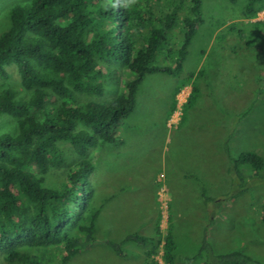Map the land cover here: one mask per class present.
<instances>
[{
    "label": "trees",
    "instance_id": "16d2710c",
    "mask_svg": "<svg viewBox=\"0 0 264 264\" xmlns=\"http://www.w3.org/2000/svg\"><path fill=\"white\" fill-rule=\"evenodd\" d=\"M202 7L203 0H31L12 10L11 27L0 37V80L8 82L14 68L21 89L0 88V119L14 121L0 132V255L9 264H45L28 250L48 248L61 253V264H67L85 241H95L100 209L93 206L95 192L88 181L95 171L90 151L115 144L116 129L135 110L147 75L177 77L183 72L189 47L204 24ZM244 9L245 19L252 21L264 10V0H246ZM230 27L232 32L235 24ZM178 33L181 38L173 41ZM246 36L242 29L238 37L244 41ZM255 41L246 43L253 47ZM160 51L173 66L155 64ZM118 70L133 78L124 93L107 105L94 101L105 94L103 78ZM194 75L185 78L175 95L191 85L188 107L200 93ZM230 138L224 151L238 166V177L242 165L264 169L257 153L232 157ZM66 143L78 161L60 188H47L48 172L66 163ZM262 213L264 221V209ZM156 231L160 235L159 225ZM124 241L151 242L149 264H160L155 258L163 244L165 263H176L170 233L165 242L133 235ZM212 250L205 241L185 261L211 255L212 262L203 264H261L239 251L215 255Z\"/></svg>",
    "mask_w": 264,
    "mask_h": 264
},
{
    "label": "rangeland",
    "instance_id": "374dc122",
    "mask_svg": "<svg viewBox=\"0 0 264 264\" xmlns=\"http://www.w3.org/2000/svg\"><path fill=\"white\" fill-rule=\"evenodd\" d=\"M30 1L0 0V37L11 27L12 10ZM245 4L246 0H203L204 24L189 47L183 72L177 77L147 75L139 87L135 110L116 129L115 144L90 151L95 171L88 181L95 192L93 206L100 209L97 232L95 241H85L67 264H149L146 254L153 248L151 242L141 245L124 239L133 235L165 242L169 233L176 246L175 264L212 262L211 255L185 261L198 254L205 241L215 255L239 251L264 264V169L242 165L238 177L232 160L224 157L222 164L217 160L222 136L224 140L231 136L232 157L254 152L264 158V27H257L264 23V10L248 21ZM242 29L248 35L244 41L238 37ZM181 36L178 33L172 40ZM252 39L256 44L250 47L246 42ZM155 64L173 66L161 51ZM10 73L8 82L0 80V88L12 86L21 91L17 71L11 68ZM190 73H195L200 93L193 105L183 106L182 114L174 116L179 111L177 89ZM131 79L120 70L107 74L105 94L94 101L110 104ZM173 109V117L168 118L171 130L181 128L184 113L185 121L191 120L190 127L180 133L178 149L172 145L175 140L166 144L163 135V120ZM245 111L249 113L237 126L234 117ZM13 125L10 118L0 119V132ZM231 125L235 126L231 129ZM63 149L66 163L48 172L47 188H60L78 161L70 145L64 144ZM191 153L202 156L203 163L194 165L198 171L191 169V158L186 164L171 165L172 156ZM210 153L212 165L204 159ZM28 251L45 264H61V253L53 249ZM155 259L166 264L163 244ZM0 264L9 263L0 255Z\"/></svg>",
    "mask_w": 264,
    "mask_h": 264
},
{
    "label": "crops",
    "instance_id": "0c3cea01",
    "mask_svg": "<svg viewBox=\"0 0 264 264\" xmlns=\"http://www.w3.org/2000/svg\"><path fill=\"white\" fill-rule=\"evenodd\" d=\"M254 20V19H253ZM193 42V41H192ZM191 86V85H189ZM192 88V86H191ZM193 90V89H192ZM190 101V100H189ZM188 105V104H187ZM186 105V106H187ZM173 107V106H172ZM172 109V108H171ZM172 111V112H171ZM174 109L173 110H170L168 112V114L166 115L165 119L163 120V135H164V141L166 144H169L171 143V141H174L172 142V145H174L173 147L178 149L180 148V144H179V141L181 140V137H180V133L181 131H183L184 128H187V127H190V124H191V120H186L185 121V113L182 117V122H181V125H180V129L175 131V130H171L169 127H168V118L169 117H173L172 116V113H173ZM205 111H208V110H205ZM242 113H239V115H241ZM171 115V116H170ZM237 115V116H239ZM235 116L234 117V121H235V118L237 117ZM244 120V119H243ZM204 121H202L203 123ZM242 123V121L240 122ZM239 123V124H240ZM165 124H167L165 126ZM237 124V126L239 125ZM235 126V125H231V129L232 127ZM230 133V132H228ZM191 134V133H190ZM226 140H224V136L220 137L219 139V146H218V150H219V157H217L218 159L217 160H220L219 161V164H222L224 162V157H226L227 159L229 158V155L224 151V143H225ZM229 146H230V142H229ZM204 147H207L208 146H204ZM231 148V147H230ZM161 154H163L164 152V148L161 147V150H160ZM200 154V153H199ZM205 155V154H204ZM213 153H210L208 156L205 155L206 157L204 158L205 160L208 161L209 164L212 163V159H213ZM165 157L167 158L166 156V153H165ZM193 157V158H192ZM192 159L191 163L193 164V166L191 167V169H194L196 171L197 170V167H194V165L198 166L199 164L203 163V161H201L202 159V156H199L197 153H191L190 155H184L182 154L181 156H179L178 158L176 157V155L172 156L171 158V165L172 166H180L181 164H186L189 160L188 159ZM190 159V160H191ZM186 160H188L187 162H185ZM212 165V164H211ZM209 173L212 174V169H208ZM195 173V172H194ZM219 253V252H218ZM224 253V252H222Z\"/></svg>",
    "mask_w": 264,
    "mask_h": 264
},
{
    "label": "built area",
    "instance_id": "2783aa9c",
    "mask_svg": "<svg viewBox=\"0 0 264 264\" xmlns=\"http://www.w3.org/2000/svg\"><path fill=\"white\" fill-rule=\"evenodd\" d=\"M192 93V89L190 86L185 87L179 94L178 99H179V111L175 113L174 116L181 115L182 110L181 108L185 106V104L188 102V99L190 98ZM185 95V96H184Z\"/></svg>",
    "mask_w": 264,
    "mask_h": 264
},
{
    "label": "clouds",
    "instance_id": "9594fccd",
    "mask_svg": "<svg viewBox=\"0 0 264 264\" xmlns=\"http://www.w3.org/2000/svg\"><path fill=\"white\" fill-rule=\"evenodd\" d=\"M185 87H187V86H184V87L180 90V92H181ZM180 92H179V93H180ZM179 93H178V94H179ZM192 95H193V90H192V93H191L190 98L188 99V102H189V100L191 99ZM188 102L185 104V106L188 104Z\"/></svg>",
    "mask_w": 264,
    "mask_h": 264
}]
</instances>
